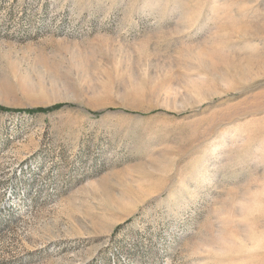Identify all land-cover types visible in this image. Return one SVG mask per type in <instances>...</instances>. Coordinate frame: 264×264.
<instances>
[{
	"label": "rangeland",
	"instance_id": "obj_1",
	"mask_svg": "<svg viewBox=\"0 0 264 264\" xmlns=\"http://www.w3.org/2000/svg\"><path fill=\"white\" fill-rule=\"evenodd\" d=\"M0 264H264V0H0Z\"/></svg>",
	"mask_w": 264,
	"mask_h": 264
},
{
	"label": "snow or ice",
	"instance_id": "obj_2",
	"mask_svg": "<svg viewBox=\"0 0 264 264\" xmlns=\"http://www.w3.org/2000/svg\"><path fill=\"white\" fill-rule=\"evenodd\" d=\"M195 38V37H194Z\"/></svg>",
	"mask_w": 264,
	"mask_h": 264
}]
</instances>
